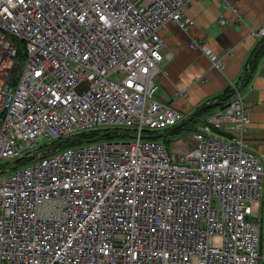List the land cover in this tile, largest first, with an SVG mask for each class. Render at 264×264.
<instances>
[{"label":"built area","instance_id":"built-area-1","mask_svg":"<svg viewBox=\"0 0 264 264\" xmlns=\"http://www.w3.org/2000/svg\"><path fill=\"white\" fill-rule=\"evenodd\" d=\"M192 1L0 0V164L37 156L0 173V264H259L264 153L247 148L237 85L168 149L141 137L187 117L156 79L172 56L160 30L187 31Z\"/></svg>","mask_w":264,"mask_h":264},{"label":"crops","instance_id":"crops-1","mask_svg":"<svg viewBox=\"0 0 264 264\" xmlns=\"http://www.w3.org/2000/svg\"><path fill=\"white\" fill-rule=\"evenodd\" d=\"M185 15L191 22L187 31L172 22L160 30L164 50L172 56L164 63L163 72L156 79L159 86L157 97L185 116L206 107L203 110L208 113L198 119V128L205 117L223 105L232 84L238 88L246 84L241 89L250 119L245 142L251 152L262 155L264 38L252 37L250 30L264 27V0H193L185 9ZM221 19L225 23L220 22ZM196 40L220 57L221 70L213 66L202 50L189 47ZM227 50L232 53L225 52ZM192 132L184 131L162 138L168 137L173 141L170 137L178 136L177 139H184ZM259 213L256 220L260 226L259 264H264V204L260 206Z\"/></svg>","mask_w":264,"mask_h":264},{"label":"trees","instance_id":"trees-1","mask_svg":"<svg viewBox=\"0 0 264 264\" xmlns=\"http://www.w3.org/2000/svg\"><path fill=\"white\" fill-rule=\"evenodd\" d=\"M14 46L17 48V58L19 61H23L24 58H25V53L23 51V44L21 41H16ZM264 49V48H263ZM245 83V82H244ZM232 91L229 90L228 91V94L227 96L224 98L223 100V103L226 102L231 96H232ZM208 111L207 110H202L200 112H198L196 114V116L189 122H187L184 126V128L182 129H179V130H176L174 132V135L175 134H180L184 131H195L196 128H197V122H198V119L204 117L205 114H207ZM185 129V130H184ZM148 134H154L153 132H148ZM82 138L86 139V140H93L95 139V137L97 136V134L95 133H87V134H82L81 135ZM109 138V137H108ZM158 142L159 141H163L161 143H163L165 145V147L168 149L170 147V144H171V141L168 139V137H165V138H162V139H158L157 140ZM67 144L65 145H62L63 147L61 148V150H64V149H67V148H70V147H75V146H78L80 144L78 143H75V142H66ZM41 149V148H40ZM57 151H60V150H57ZM47 155H50V154H47ZM37 159V156H31L30 154L26 155L23 159H21L17 164L16 166L14 167V169H17V168H20V167H23V166H26L32 162H34L35 160ZM8 166V163H1L0 164V170H4L6 167Z\"/></svg>","mask_w":264,"mask_h":264},{"label":"water","instance_id":"water-1","mask_svg":"<svg viewBox=\"0 0 264 264\" xmlns=\"http://www.w3.org/2000/svg\"><path fill=\"white\" fill-rule=\"evenodd\" d=\"M257 52H255L253 58L255 59V56H256ZM246 84H243L239 87V91H241V89L245 86ZM204 108L206 107H201L199 108L198 110L194 111L193 113H191L190 115H188L186 117V119L183 121V123H180L170 129H168L167 131H163V132H159L158 134H147V135H142L141 137L143 139H159V138H162L164 136H168V135H173L174 132L178 129H182L185 124L189 121H191L195 116L196 114L199 112V111H202ZM115 131H109V132H106V133H103L101 135H99L98 137H96L95 139L93 140H86L82 137H69V138H66V139H62V140H59L58 142H56L54 145L50 146V147H47V148H44L43 150L41 151H38V152H35L36 153H40V156H44L45 154H51V153H54L60 146H62L64 143L66 142H75V143H78V144H85L87 142H90V141H99L101 140L102 138L108 136L110 133H114ZM24 158V157H23ZM23 158H19V159H16V160H13L4 170H2L0 173L3 174L7 171H10L12 170L16 164Z\"/></svg>","mask_w":264,"mask_h":264},{"label":"rangeland","instance_id":"rangeland-1","mask_svg":"<svg viewBox=\"0 0 264 264\" xmlns=\"http://www.w3.org/2000/svg\"><path fill=\"white\" fill-rule=\"evenodd\" d=\"M20 63L23 65L24 62L21 60ZM183 134H185V133H183ZM185 135H187V134H185ZM183 137H186V136H183ZM177 138H178V136H171V137H170V139L173 140V141H174L175 139H177ZM173 141H171V143H172ZM65 144H67V143H64L63 145H65ZM62 147H63V146H60L57 150H61ZM2 175H6V174H2Z\"/></svg>","mask_w":264,"mask_h":264},{"label":"bare ground","instance_id":"bare-ground-1","mask_svg":"<svg viewBox=\"0 0 264 264\" xmlns=\"http://www.w3.org/2000/svg\"><path fill=\"white\" fill-rule=\"evenodd\" d=\"M197 129V128H196Z\"/></svg>","mask_w":264,"mask_h":264}]
</instances>
